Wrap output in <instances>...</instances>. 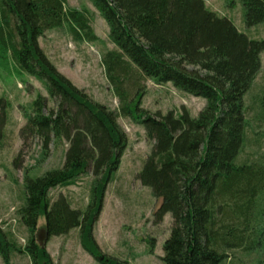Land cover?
Masks as SVG:
<instances>
[{
    "label": "trees",
    "instance_id": "trees-1",
    "mask_svg": "<svg viewBox=\"0 0 264 264\" xmlns=\"http://www.w3.org/2000/svg\"><path fill=\"white\" fill-rule=\"evenodd\" d=\"M110 30L116 49L103 57L107 78L120 102L118 111L92 101L59 73L39 45L44 32L68 25L77 42H96L89 16L67 8V0H0V63L42 81L57 110L46 112L39 95L27 117V133L42 140V151L64 141L63 167L25 179L19 211L31 237L24 252L32 264H53L37 240L45 218L47 235L77 230L82 248L101 264H128L103 256L93 229L107 184L118 171L128 137L118 118L136 119L153 142L138 180L161 200L155 214L173 220L164 245L163 264H227L229 253H248L264 245V165L236 164L245 143V95L261 70L264 40H252L227 18L210 11L204 0H91ZM247 27L264 24V0H241ZM135 72V73H134ZM139 79L172 84L206 105L197 118L151 114L141 108ZM136 80V81H135ZM135 82L133 97L126 84ZM5 114L0 119L4 123ZM91 170L93 195L82 212L50 192ZM9 244L0 233V254Z\"/></svg>",
    "mask_w": 264,
    "mask_h": 264
},
{
    "label": "rangeland",
    "instance_id": "rangeland-1",
    "mask_svg": "<svg viewBox=\"0 0 264 264\" xmlns=\"http://www.w3.org/2000/svg\"><path fill=\"white\" fill-rule=\"evenodd\" d=\"M204 1L210 11L229 19L239 32L252 40H264V24L246 26L241 0ZM67 8L86 13L99 40L77 42L66 24L44 32L39 45L57 71L75 87L95 103L118 111L120 102L103 65L104 55L116 49L109 26L91 0H67ZM136 83L143 88L141 108L151 114L169 111L181 114L186 109L197 118L206 105L204 99L183 93L170 83L159 85L150 79H139ZM134 84V81L126 84L130 97L138 87ZM39 95L47 100L46 112L57 110V101L49 97L42 81L21 72L12 61L0 63V119L6 113L0 138V233L10 246L8 260L0 254V264H32L24 252L31 234L19 215L25 202V179L59 169L65 162L68 146L64 141L55 140L48 154H44L42 140L27 133V117L33 114V102ZM244 101L248 110L245 143L235 163L239 164L241 158L242 162L264 165V53L261 70ZM117 121L128 143L118 171L106 186L103 207L93 229L94 238L103 256L128 264H163L164 245L170 238L173 220L168 214L162 222L156 221L161 200L138 180L153 142L138 120L119 117ZM94 181L88 170L71 184L52 190L50 200L54 202L64 195L73 208L84 212L92 199ZM45 226V218L41 217L36 236ZM46 250L53 264H101L82 248L77 230L66 236H47ZM227 264H264V245L262 250L257 248L251 253L242 249L230 252Z\"/></svg>",
    "mask_w": 264,
    "mask_h": 264
},
{
    "label": "water",
    "instance_id": "water-1",
    "mask_svg": "<svg viewBox=\"0 0 264 264\" xmlns=\"http://www.w3.org/2000/svg\"><path fill=\"white\" fill-rule=\"evenodd\" d=\"M47 231L45 228H42L39 230L38 234H37V240L39 245L44 248L46 246V238H47Z\"/></svg>",
    "mask_w": 264,
    "mask_h": 264
}]
</instances>
